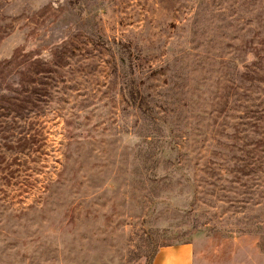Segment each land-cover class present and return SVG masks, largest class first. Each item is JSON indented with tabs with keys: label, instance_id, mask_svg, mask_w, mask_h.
I'll use <instances>...</instances> for the list:
<instances>
[{
	"label": "rangeland",
	"instance_id": "1",
	"mask_svg": "<svg viewBox=\"0 0 264 264\" xmlns=\"http://www.w3.org/2000/svg\"><path fill=\"white\" fill-rule=\"evenodd\" d=\"M179 243L264 264V0H0V264Z\"/></svg>",
	"mask_w": 264,
	"mask_h": 264
},
{
	"label": "crops",
	"instance_id": "2",
	"mask_svg": "<svg viewBox=\"0 0 264 264\" xmlns=\"http://www.w3.org/2000/svg\"><path fill=\"white\" fill-rule=\"evenodd\" d=\"M151 264H194L193 245L179 243L160 247Z\"/></svg>",
	"mask_w": 264,
	"mask_h": 264
},
{
	"label": "trees",
	"instance_id": "3",
	"mask_svg": "<svg viewBox=\"0 0 264 264\" xmlns=\"http://www.w3.org/2000/svg\"><path fill=\"white\" fill-rule=\"evenodd\" d=\"M130 96H132V99L136 100L139 107H143V105H147V101L145 100V98L141 97L140 92L137 88H133L132 90H130Z\"/></svg>",
	"mask_w": 264,
	"mask_h": 264
}]
</instances>
